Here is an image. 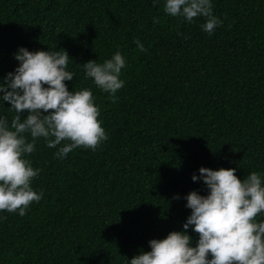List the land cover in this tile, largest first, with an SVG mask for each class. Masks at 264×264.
Masks as SVG:
<instances>
[{
  "label": "trees",
  "instance_id": "16d2710c",
  "mask_svg": "<svg viewBox=\"0 0 264 264\" xmlns=\"http://www.w3.org/2000/svg\"><path fill=\"white\" fill-rule=\"evenodd\" d=\"M163 4L0 0V79L18 46L66 49L65 83L92 89L107 133L95 151L78 146L62 160L37 138L27 155L43 195L23 216L0 211V264H127L149 239L183 230L185 194L207 191L191 179L200 166L264 173V0H212L222 23L211 34L204 17L184 21ZM116 50L125 83L112 99L80 64ZM9 106L0 114L10 121ZM186 231L194 246L198 233Z\"/></svg>",
  "mask_w": 264,
  "mask_h": 264
},
{
  "label": "clouds",
  "instance_id": "9594fccd",
  "mask_svg": "<svg viewBox=\"0 0 264 264\" xmlns=\"http://www.w3.org/2000/svg\"><path fill=\"white\" fill-rule=\"evenodd\" d=\"M163 11L184 21L204 17L200 28L208 34L222 23L213 13L212 0H164ZM133 39L141 52L147 51L139 38ZM59 49L18 46L13 54L18 65L0 79V103L8 101L15 112L10 121L0 114V211L23 216L41 199L42 190L32 186L41 169L27 155L35 150L37 138L55 147L53 156L61 160L78 146L95 151L107 139L92 89L69 90L65 83L73 80L74 72L68 69L67 50ZM125 64L116 50L102 62L89 59L80 65L85 77L115 99L125 83L120 78ZM235 173L233 167L200 166L191 179L202 180L207 191L185 194L190 213L183 230L149 239L150 250H141L127 264H264V219H257L264 216V173L250 171L243 179ZM190 226L198 233L194 246L186 231Z\"/></svg>",
  "mask_w": 264,
  "mask_h": 264
}]
</instances>
